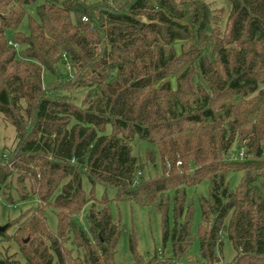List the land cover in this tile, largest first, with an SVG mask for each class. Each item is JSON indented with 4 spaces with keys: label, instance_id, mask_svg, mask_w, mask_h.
I'll use <instances>...</instances> for the list:
<instances>
[{
    "label": "trees",
    "instance_id": "1",
    "mask_svg": "<svg viewBox=\"0 0 264 264\" xmlns=\"http://www.w3.org/2000/svg\"><path fill=\"white\" fill-rule=\"evenodd\" d=\"M224 1L223 15L206 0H0V126L17 139L11 158L0 154V186L11 204L39 201L0 241L16 242L26 264H115L122 226L84 178L161 214L171 257L145 261L132 241L133 264L187 256L186 187L204 182L197 264H226L224 236L228 264H264V0ZM158 161L162 173L143 176Z\"/></svg>",
    "mask_w": 264,
    "mask_h": 264
},
{
    "label": "rangeland",
    "instance_id": "2",
    "mask_svg": "<svg viewBox=\"0 0 264 264\" xmlns=\"http://www.w3.org/2000/svg\"><path fill=\"white\" fill-rule=\"evenodd\" d=\"M208 3H213V7L220 12H224V7L226 3L224 0H206ZM228 11H226V15ZM224 15V13H223ZM224 16V21L222 23V29H225L226 26V17ZM22 31L27 32L26 22L21 26ZM10 37V36H9ZM70 77L74 75V72L66 66ZM63 74V75H64ZM56 81V78L45 71L43 74V84L45 87L50 86ZM83 94V92H79ZM17 145L16 139V130L13 125L1 122L0 126V154L5 153L7 160L13 155L12 151L15 150ZM147 146L141 145L138 146L135 150V154L140 156V158L145 157ZM142 158V159H143ZM4 162V161H2ZM160 162L158 161V166L154 167L153 165H147L143 176L154 177L157 173L161 174ZM242 179V173L236 172L232 173L229 176V183L232 189H236L240 186ZM83 189L90 195L93 193L95 198L101 201L104 198L110 200V209L113 215L114 220L120 222L122 226V234L119 238L117 244V253L115 255V264H133L134 263V254L131 249L132 241L135 243V249L137 254L142 256L145 261H149L155 255V253H161L160 257H171V244L168 243L164 245L163 242V224L162 216L159 211L154 207H146L139 205L133 201H116V191L113 189L106 190L102 185L96 184L93 185L89 182L87 178L83 179ZM187 193V205L191 208V224H192V235L193 243L191 249L187 256L180 261V264H197L202 263L203 258L200 252V241H199V232L200 228L203 225L201 208H200V199H208L210 196V184L204 182L196 187H186ZM172 206V202L170 204ZM39 206V201L36 197H32L25 202H16L15 204L9 203L4 194L3 188L0 186V227H7L10 223H16L21 219L22 214L36 210ZM86 210L81 215V224L87 229L88 223L85 220L84 216ZM171 225H173V207L171 209ZM45 215L48 221V226L52 231L57 230V217L55 209L48 207L45 211ZM15 227L9 228L7 231L8 235H13ZM12 256L13 259L20 261V264H26V261L21 256L20 248L16 242L11 241H0V256ZM221 256L223 263H231L236 257V251L234 249L231 241L223 237V244L221 249Z\"/></svg>",
    "mask_w": 264,
    "mask_h": 264
},
{
    "label": "water",
    "instance_id": "3",
    "mask_svg": "<svg viewBox=\"0 0 264 264\" xmlns=\"http://www.w3.org/2000/svg\"><path fill=\"white\" fill-rule=\"evenodd\" d=\"M237 142H238V136L236 137L234 144H233V151H236L237 148ZM7 230V227H0V232H5Z\"/></svg>",
    "mask_w": 264,
    "mask_h": 264
}]
</instances>
